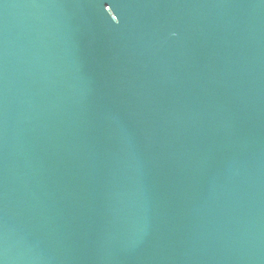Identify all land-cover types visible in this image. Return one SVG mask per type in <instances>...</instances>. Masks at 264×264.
<instances>
[{"label":"water","instance_id":"water-1","mask_svg":"<svg viewBox=\"0 0 264 264\" xmlns=\"http://www.w3.org/2000/svg\"><path fill=\"white\" fill-rule=\"evenodd\" d=\"M0 264H264V0H0Z\"/></svg>","mask_w":264,"mask_h":264}]
</instances>
